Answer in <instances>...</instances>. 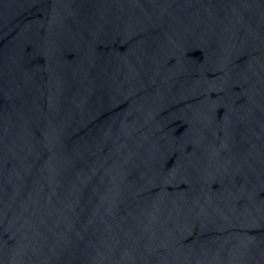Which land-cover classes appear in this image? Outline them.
I'll return each instance as SVG.
<instances>
[{"label": "water", "instance_id": "95a60500", "mask_svg": "<svg viewBox=\"0 0 264 264\" xmlns=\"http://www.w3.org/2000/svg\"><path fill=\"white\" fill-rule=\"evenodd\" d=\"M0 264H264V0H0Z\"/></svg>", "mask_w": 264, "mask_h": 264}]
</instances>
